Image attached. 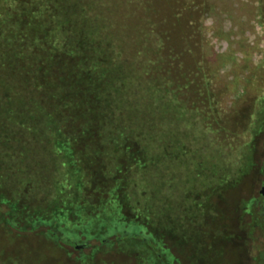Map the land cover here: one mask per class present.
Instances as JSON below:
<instances>
[{"label": "rangeland", "instance_id": "1", "mask_svg": "<svg viewBox=\"0 0 264 264\" xmlns=\"http://www.w3.org/2000/svg\"><path fill=\"white\" fill-rule=\"evenodd\" d=\"M92 1L108 9L96 20L106 29L102 46L96 43L102 51L97 59L114 68L113 76L130 78L126 92L104 99L102 109L125 138L112 143L118 150H109L105 165L93 161L90 170L105 178L109 169L116 172L126 163L119 156L127 153L125 147L140 150L147 163L121 167L130 175L127 188L140 209L162 210L161 219L171 225L182 220L181 234L190 226V209L201 203V238L206 226L217 230L215 247L223 264H255L264 233L251 228L252 216L243 215L241 207L251 208L256 200L264 218V0ZM3 68L0 63V130L22 135L0 137V171L8 179L0 183L6 181L4 191L12 196L32 174L39 182L29 189H52L47 181L64 177L55 139L49 138L58 112L46 109L32 83ZM11 110L15 119L8 116ZM27 125L46 138L28 139L20 131ZM29 200L31 207L43 201ZM12 234L0 225V264H44L42 255L53 264H72L45 238ZM98 243L65 247L90 255ZM175 251L190 262L192 251ZM98 258L126 260L114 252Z\"/></svg>", "mask_w": 264, "mask_h": 264}, {"label": "trees", "instance_id": "2", "mask_svg": "<svg viewBox=\"0 0 264 264\" xmlns=\"http://www.w3.org/2000/svg\"><path fill=\"white\" fill-rule=\"evenodd\" d=\"M92 4L101 5L91 0H0V63L7 72L32 83L41 99L46 100V109L57 110L55 129L49 127L52 132L49 131V138L55 139L53 149L59 155L58 164L63 165L64 174L59 181L48 180L53 188L45 186L43 192L29 189L38 178L28 175L19 190L9 196L4 191L8 179L0 171V181L6 180L0 183L1 227L9 233L23 234L22 238L28 233L45 238L62 250L72 264H223V254L215 247L217 230L206 226L201 238V203L190 209L193 212L188 213L190 226L181 234L182 220L179 226L171 225L161 219L162 210H143L136 205L127 188L130 175L121 167L132 161L147 163L143 152H130L131 148L125 147L127 153L119 156L126 163L123 165L119 160L116 172L109 169L110 176L105 178L90 170L96 164L93 161L100 160L105 165L109 150H118L115 145L110 147L112 143L119 137L125 138L123 131L118 132L112 121H107L102 109L106 105L104 99L126 92L130 78L113 76L114 68L97 59L102 51L96 43L102 46L106 29L105 24H97L96 20L108 9L105 3L101 5L103 8ZM130 42L136 45L139 41ZM14 113L11 110L8 116L15 119ZM34 129L32 125L20 127L28 139L39 135L46 138L44 131L37 135ZM6 133L7 130L1 129L0 137H7ZM17 135L22 133L10 132L8 137ZM74 141L78 148L73 152ZM35 198V202L43 200L42 204L31 207L28 200ZM257 206L255 200L251 208L241 209L243 215L252 216L251 228L259 227L264 233V218L258 216ZM92 239L99 243L93 246L90 255L81 253L82 250L74 254L65 247L89 246ZM176 247L185 253L186 249L193 252L190 262L175 251ZM110 252L124 255L126 260L117 263L98 258L99 254ZM42 256L44 264L55 263ZM255 258V264H264V250Z\"/></svg>", "mask_w": 264, "mask_h": 264}, {"label": "flooded vegetation", "instance_id": "3", "mask_svg": "<svg viewBox=\"0 0 264 264\" xmlns=\"http://www.w3.org/2000/svg\"><path fill=\"white\" fill-rule=\"evenodd\" d=\"M263 195H264V180H263V189H262Z\"/></svg>", "mask_w": 264, "mask_h": 264}]
</instances>
